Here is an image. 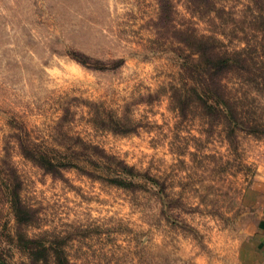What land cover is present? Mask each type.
I'll use <instances>...</instances> for the list:
<instances>
[{
  "label": "rangeland",
  "instance_id": "obj_1",
  "mask_svg": "<svg viewBox=\"0 0 264 264\" xmlns=\"http://www.w3.org/2000/svg\"><path fill=\"white\" fill-rule=\"evenodd\" d=\"M167 2L0 0L8 264L239 263L256 224L243 195L264 173V0ZM185 30L231 56L225 119L189 87ZM94 147L138 175L119 181L82 153ZM24 148L79 158L50 171Z\"/></svg>",
  "mask_w": 264,
  "mask_h": 264
},
{
  "label": "trees",
  "instance_id": "obj_2",
  "mask_svg": "<svg viewBox=\"0 0 264 264\" xmlns=\"http://www.w3.org/2000/svg\"><path fill=\"white\" fill-rule=\"evenodd\" d=\"M196 1V0H194ZM199 1H208V0H199ZM160 13L167 11L168 2L167 0H158ZM184 39H182L183 44L195 53V56L184 55L182 61V68L190 78L194 81V85L198 87L201 91H197L196 88L192 85H189L190 89L194 92V95L207 106L215 115L220 118H226L227 113H229L227 93L225 90V85L221 83V76H223L231 68V56L225 52V50H219L215 47L212 40L213 38L205 35H196L190 31H183ZM192 54V53H191ZM72 57L82 63L89 64L86 60L88 58L86 55H83L78 52L71 53ZM115 64H119L121 59H116ZM208 100L210 101L209 103ZM92 151L82 152L85 154L87 159H93L94 161H99L104 165L105 168L113 171L115 177L119 181L128 180L132 182V179L138 175L133 171L132 167L126 165L122 160L117 159L113 155L107 154L104 151L94 147ZM26 156L32 158H39L42 164V167L46 170H55L58 171V167L65 165L75 166V158L65 160L63 157H53V155H47L43 151H35L34 149L24 148L23 151ZM75 153V151H71ZM57 156V155H56ZM59 156V155H58ZM71 158V157H69ZM38 159V160H39ZM74 160V161H73ZM144 177L148 180L155 181L153 177L144 174ZM10 207L14 213V216L19 220H22L26 217L24 206L19 201L17 195L14 193L10 199ZM25 241V240H24ZM25 242L32 243L35 242V239H26ZM24 242V246L28 250L33 249L31 245H28ZM0 264H8L5 259L0 255Z\"/></svg>",
  "mask_w": 264,
  "mask_h": 264
},
{
  "label": "crops",
  "instance_id": "obj_3",
  "mask_svg": "<svg viewBox=\"0 0 264 264\" xmlns=\"http://www.w3.org/2000/svg\"><path fill=\"white\" fill-rule=\"evenodd\" d=\"M243 201L256 207V224L243 242L238 264H264V173L246 188Z\"/></svg>",
  "mask_w": 264,
  "mask_h": 264
}]
</instances>
